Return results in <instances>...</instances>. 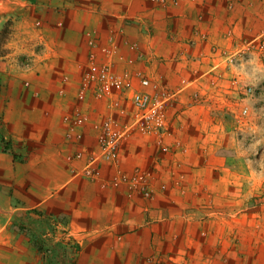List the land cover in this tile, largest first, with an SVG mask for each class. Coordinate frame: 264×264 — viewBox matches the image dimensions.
I'll return each instance as SVG.
<instances>
[{
  "label": "crops",
  "instance_id": "obj_1",
  "mask_svg": "<svg viewBox=\"0 0 264 264\" xmlns=\"http://www.w3.org/2000/svg\"><path fill=\"white\" fill-rule=\"evenodd\" d=\"M88 33L98 49L112 40L134 91L151 90L140 72L175 93L184 153L132 131L116 164L82 175L109 111L76 99ZM126 97L110 94L119 126L135 111ZM75 109L88 122L70 138ZM233 130L264 135V0H0V264H264V179L222 155ZM117 170L144 172L152 196L108 185Z\"/></svg>",
  "mask_w": 264,
  "mask_h": 264
},
{
  "label": "built area",
  "instance_id": "obj_2",
  "mask_svg": "<svg viewBox=\"0 0 264 264\" xmlns=\"http://www.w3.org/2000/svg\"><path fill=\"white\" fill-rule=\"evenodd\" d=\"M160 3H170L177 5L178 0H154ZM88 45L90 51L88 54V66L82 75L76 99L83 101L88 95L95 100L107 99L109 111L105 114L103 121L94 125L97 130V145L99 153L97 155H85L87 162L82 170V175L86 177L98 176L99 171L96 165L100 161H108L116 164L118 161V149L122 140L132 131L152 137L156 142L160 143L163 152H174L182 154L185 147L181 141L174 135V131L170 126L169 108L175 101V93H165L160 90L157 82L144 77L140 72L136 75L140 78L143 87L151 88V90L134 91L128 80L113 70V64L110 58L114 55L116 46L110 40L108 47L99 48L96 40L91 33L87 34ZM133 49H137V45H131ZM98 52L104 57V61H98ZM187 85L186 80L181 81L178 90H182ZM113 92H122L127 95L134 108V114L130 122L119 126L114 116V109L119 106L118 101L110 98ZM163 92V93H162ZM249 94H253L251 87L247 88ZM248 108L241 111V115L245 116ZM67 136L73 137L77 133L79 127L85 126L88 122L87 116L75 109L74 114L67 118ZM167 138H170L166 140ZM81 153H77L75 157L80 158ZM119 184L127 185L132 188H138L146 197H151L153 190L150 188L147 177L144 172L134 170L131 173L117 170L114 178L108 185L116 186Z\"/></svg>",
  "mask_w": 264,
  "mask_h": 264
},
{
  "label": "rangeland",
  "instance_id": "obj_3",
  "mask_svg": "<svg viewBox=\"0 0 264 264\" xmlns=\"http://www.w3.org/2000/svg\"><path fill=\"white\" fill-rule=\"evenodd\" d=\"M245 107L247 108L248 105H245L244 108ZM244 108H242L240 111H242ZM233 131L234 133H227L228 142L225 144L224 149H222V155L229 160L238 157H240L241 159L254 160V162H252V164H254V174L259 177H262L261 179H264V135H260V138L256 136V139L254 137L252 139L251 137L249 141L247 134H243L240 131L237 133V130ZM251 140L255 141L253 150L247 149L248 145L251 144ZM238 149L240 150V153L238 152ZM239 167L240 166H237V168ZM243 167L246 168V166ZM255 201L258 206H264V180H262L259 186V197H256Z\"/></svg>",
  "mask_w": 264,
  "mask_h": 264
},
{
  "label": "trees",
  "instance_id": "obj_4",
  "mask_svg": "<svg viewBox=\"0 0 264 264\" xmlns=\"http://www.w3.org/2000/svg\"><path fill=\"white\" fill-rule=\"evenodd\" d=\"M5 32H6V29H4L3 32L1 33L2 37L4 36Z\"/></svg>",
  "mask_w": 264,
  "mask_h": 264
}]
</instances>
